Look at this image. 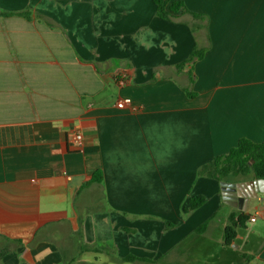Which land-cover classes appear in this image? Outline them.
<instances>
[{
  "label": "crops",
  "instance_id": "1",
  "mask_svg": "<svg viewBox=\"0 0 264 264\" xmlns=\"http://www.w3.org/2000/svg\"><path fill=\"white\" fill-rule=\"evenodd\" d=\"M171 1L0 0V264H264L255 178L199 174L264 142V0Z\"/></svg>",
  "mask_w": 264,
  "mask_h": 264
},
{
  "label": "trees",
  "instance_id": "2",
  "mask_svg": "<svg viewBox=\"0 0 264 264\" xmlns=\"http://www.w3.org/2000/svg\"><path fill=\"white\" fill-rule=\"evenodd\" d=\"M155 5L156 15L164 20H170L177 13H188L182 1L171 0H152ZM193 16L196 14L191 13ZM203 48H194L188 58L177 68L189 64L203 55ZM199 174L209 176L212 179L219 180L223 177L243 176L252 174L255 179H264V142L255 143L246 138H241L236 145L229 151L217 157L201 168ZM102 179L99 171L94 172L91 178L93 182H100ZM205 203V198L202 196H191L188 198L187 206L183 208V212L195 210ZM229 224L224 228L223 243L228 246L235 237V228L242 225L246 219L245 215L230 214ZM208 220L204 221L197 227V232H202L206 228ZM169 223L166 227H170ZM130 258V257H128ZM132 258V257H131Z\"/></svg>",
  "mask_w": 264,
  "mask_h": 264
},
{
  "label": "built area",
  "instance_id": "3",
  "mask_svg": "<svg viewBox=\"0 0 264 264\" xmlns=\"http://www.w3.org/2000/svg\"><path fill=\"white\" fill-rule=\"evenodd\" d=\"M124 103L125 102L121 101V102H119L117 104V106L119 108H123L124 105H125ZM71 143H72V146H73V149L74 150H79L81 148V146H82V136H81V134L80 133H77V132L73 133L71 135Z\"/></svg>",
  "mask_w": 264,
  "mask_h": 264
},
{
  "label": "water",
  "instance_id": "4",
  "mask_svg": "<svg viewBox=\"0 0 264 264\" xmlns=\"http://www.w3.org/2000/svg\"><path fill=\"white\" fill-rule=\"evenodd\" d=\"M252 176L254 177L252 174H247V175H243V176ZM256 184H257V188L260 194H264V179H255Z\"/></svg>",
  "mask_w": 264,
  "mask_h": 264
},
{
  "label": "rangeland",
  "instance_id": "5",
  "mask_svg": "<svg viewBox=\"0 0 264 264\" xmlns=\"http://www.w3.org/2000/svg\"><path fill=\"white\" fill-rule=\"evenodd\" d=\"M154 264V263H153ZM212 264H216L215 262H212Z\"/></svg>",
  "mask_w": 264,
  "mask_h": 264
}]
</instances>
